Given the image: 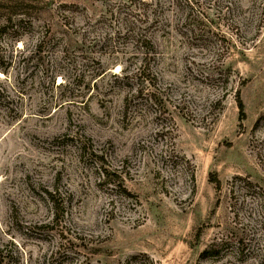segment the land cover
<instances>
[{
	"label": "rangeland",
	"instance_id": "374dc122",
	"mask_svg": "<svg viewBox=\"0 0 264 264\" xmlns=\"http://www.w3.org/2000/svg\"><path fill=\"white\" fill-rule=\"evenodd\" d=\"M0 264H264V0H0Z\"/></svg>",
	"mask_w": 264,
	"mask_h": 264
},
{
	"label": "trees",
	"instance_id": "16d2710c",
	"mask_svg": "<svg viewBox=\"0 0 264 264\" xmlns=\"http://www.w3.org/2000/svg\"><path fill=\"white\" fill-rule=\"evenodd\" d=\"M238 99V108H239V111H240V113H242V111H243V104H242V101L240 100V98L238 97L237 98Z\"/></svg>",
	"mask_w": 264,
	"mask_h": 264
}]
</instances>
